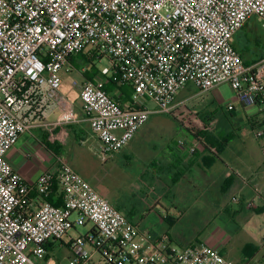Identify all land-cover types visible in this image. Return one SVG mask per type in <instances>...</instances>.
Masks as SVG:
<instances>
[{"label":"built area","instance_id":"2783aa9c","mask_svg":"<svg viewBox=\"0 0 264 264\" xmlns=\"http://www.w3.org/2000/svg\"><path fill=\"white\" fill-rule=\"evenodd\" d=\"M254 17L264 20V0H0V264H91L94 256L107 264H238L209 244L154 238L62 159L28 184L7 153L35 126L56 141L64 139L57 128L80 122L61 89L62 71L81 53L111 64L95 80L73 83L103 163L151 115L171 114L189 84L207 93L229 83L241 104L255 106L264 153V57L247 65L233 42ZM109 81L129 87L130 99L111 97ZM52 106L60 111L55 122L46 119ZM55 183L61 206L48 201ZM87 224L88 233L67 245L68 258L51 254L49 243Z\"/></svg>","mask_w":264,"mask_h":264},{"label":"rangeland","instance_id":"374dc122","mask_svg":"<svg viewBox=\"0 0 264 264\" xmlns=\"http://www.w3.org/2000/svg\"><path fill=\"white\" fill-rule=\"evenodd\" d=\"M263 23L264 20L258 17L252 18L242 34L238 36L237 43L235 40L233 41L235 48L239 47L240 51L238 49L237 51L245 62H251L252 58L264 57ZM242 40L246 47L240 45ZM78 64L99 71L111 65L107 58L101 60L95 58L87 62L80 58ZM75 77L79 78L78 73L75 76L74 74H65L63 85L70 87L69 84ZM182 100L185 101L182 102ZM175 104V109L171 114L151 115L142 130L130 141L128 148L113 155L116 156L117 167H114L113 164L106 165L97 157L92 156L94 161L88 168L85 178L101 195L119 198L139 211L145 210L148 197L155 194V189L151 185L154 183L147 179L154 174L160 176V170L149 165L147 160L161 161L163 157L166 159L172 154L173 159H182L183 157L178 151H182L186 145L193 142L202 144L198 139L202 131H208L216 137L220 134L223 137L226 136L229 153H236L244 148L250 150L251 144L258 145L261 142L248 122V118L256 116L257 108L253 105L241 104L229 83L222 84L207 93H202L194 85L189 84L180 91ZM148 108L154 109V104L149 102ZM56 118L57 116L54 119ZM192 133L197 136L193 138ZM94 139L83 146L85 150L89 151L90 148L96 146L97 142ZM156 146L157 149H155ZM170 147L177 149V152L171 154ZM226 200L228 208L223 213L214 211L219 208L216 205L211 208L214 210L207 208L202 212L200 203H206V199H197L198 202L194 200L187 219L175 229H170L171 227L164 224L162 227H156L157 232L163 233L170 230L172 234L179 235L184 241L195 244H208L211 238H219L228 242L225 254H222L227 258L229 256L238 264L246 263L243 262L245 257L242 254L252 247L250 251L254 254L260 251L258 259L263 263L264 248L256 243L264 225L263 217L256 215L253 210L247 212L251 216L253 215L247 221L243 220L244 216H242L243 218L234 217L227 211L237 210V200L240 198L235 195ZM251 200L252 197L247 202H252ZM210 202L216 203V200L212 199ZM255 205L252 207L255 208ZM160 210V208L157 209L158 212ZM91 227L92 224H87L70 230L61 241L55 242V249L51 254L60 261L68 258L70 252L67 245L71 243V239L86 235ZM61 244H63L62 247H60ZM91 264L107 263L100 256H94Z\"/></svg>","mask_w":264,"mask_h":264},{"label":"crops","instance_id":"0c3cea01","mask_svg":"<svg viewBox=\"0 0 264 264\" xmlns=\"http://www.w3.org/2000/svg\"><path fill=\"white\" fill-rule=\"evenodd\" d=\"M247 24L235 36L234 40L236 43L238 36L242 34ZM240 45L246 47L243 40L240 42ZM237 49L240 51L239 47ZM78 59L80 58H75L73 62H69L67 67L62 71V79H64L65 74H74L75 76L77 73L79 78H73L69 84L70 87L62 85L61 91L74 102L80 114V122L64 128H57L55 133L61 135L63 131L64 139L56 141H52L51 135L46 129L35 126L29 132L23 134L17 144L7 153L9 163L15 171L24 177L28 184H36L43 173L56 167L58 159L67 162L84 178L86 177L88 168L94 161L92 156L100 160L97 152L98 141L92 135L90 124L82 109L80 89L73 84L75 81L81 84L86 80H90L85 78L84 74L86 70H91V72L95 70L93 68L92 70L91 68L82 67L78 64ZM260 59L252 58L251 62H246L253 64L254 61ZM67 72L70 73L67 74ZM96 73L99 76V70L96 69ZM106 86L109 89L111 87L108 84ZM110 92V96L124 103L122 101L123 96L119 97L122 91L115 88L110 90ZM184 101L182 100V102ZM59 115V109L52 106L46 112V119L49 122H55ZM56 116L57 118L54 119ZM257 121H260V118L257 116L248 118L252 129L254 128L253 124ZM141 130L142 128L137 134ZM192 135L195 138L194 133ZM91 139L96 140L97 144L94 148H90L87 151L83 146L90 142ZM129 145L130 142L124 149L126 150ZM157 146L155 149H157ZM228 150L229 144L227 143L221 148L219 155L216 156L205 144L193 142L186 145L182 151H178L183 157L180 160L172 158V153L177 152V149L175 150L171 147L169 148V152L172 155L168 156V158L165 159L163 157L161 161L148 159L147 163L149 165L157 167L160 170V176L154 174L151 178L147 179L154 183L151 185L155 189V194L152 197H148V204L145 210L139 211L119 198L102 196L118 210L122 211L140 229L150 231L154 238L160 237L163 233H168L173 242L181 247H189L195 243L184 241L179 235L172 234L170 230L163 233L157 232L156 227H162L164 224L171 227L170 229H175L187 219L188 212L191 210L194 200L197 201V199H206V203H200L202 212L204 209H211L216 205L219 208L211 210H214L216 213H223L228 208L226 199L236 195V197L240 198V200H237L238 209H233L232 212L227 211L228 213L234 217L244 216V218L242 217L243 220L247 221L253 216L247 212L253 210L256 215L262 216L264 221V153L261 143H258V145L253 143L250 150L244 148L236 153H229ZM115 158L116 156H111L105 164H113L114 167H117ZM210 158L214 160H210ZM251 197V201L254 200L257 203L255 208L248 207L247 200ZM33 198L31 206L35 209L40 200L36 192L33 193ZM212 199L216 200V203H211L210 200ZM53 200L54 202L62 201L60 189L54 192ZM158 208L161 209L159 212L157 211ZM257 241L256 243L264 248V225L259 232ZM208 244L218 248L221 253L225 254L228 242L213 237ZM259 252L249 256L250 258H246L248 256L243 253L242 255L245 257L243 262H246L245 264H264V261L262 263L258 259L261 254ZM228 258L230 257L228 256Z\"/></svg>","mask_w":264,"mask_h":264},{"label":"trees","instance_id":"16d2710c","mask_svg":"<svg viewBox=\"0 0 264 264\" xmlns=\"http://www.w3.org/2000/svg\"><path fill=\"white\" fill-rule=\"evenodd\" d=\"M75 58H81L84 62H87V61H89V60H91L92 58H90L87 54H84V53H81L80 55H78V56H75V57H73V58H71V60H70V62H73V60L75 59ZM254 62H256V61H254ZM245 64H247L248 65V63L247 62H245ZM78 67V66H77ZM79 68V67H78ZM92 69V68H91ZM93 70V69H92ZM95 71L94 72H91V70H86V72H85V74H84V76H85V78H87V79H90V80H93V78H95L98 74L96 73V69H94ZM107 84L108 85H110L111 87H110V89L107 87V86H105V89H106V91L109 93V95H110V90H113V89H115V88H117L118 90H120V91H122V94H123V99H122V101H128L129 99H130V95H131V89L129 88V87H127V86H125V87H120V88H118L116 85H115V83H113L112 81H109V82H107ZM106 84V85H107ZM112 97V96H111ZM115 99V98H114ZM115 100H117V99H115ZM194 135H195V137L197 136L195 133H194ZM200 137V138H199ZM225 137L226 136H215V135H211L208 131H202V132H200V135L198 136V139H199V141L201 142V143H203V144H205V146L210 150V151H213V153H214V155H216V156H218L219 155V152H220V150H221V148H223V146L225 145V144H227L228 142H227V139H225ZM222 141H224V142H222ZM222 142V143H221ZM210 160H214V159H212V158H210ZM57 189H60L59 187H58V185L55 183L54 184V187H53V189H52V193H51V195H50V197H49V199H48V201L50 202V203H52L53 205H55V206H61L62 205V203H63V194H62V201H60V202H54V200H53V194H54V192L57 190ZM63 244H61L60 246H62ZM252 247H250V248H248V250L244 253L245 255H247V256H252V255H254V252H251L250 251V249H251ZM55 249V245H54V243H49V251L50 252H53V250Z\"/></svg>","mask_w":264,"mask_h":264}]
</instances>
